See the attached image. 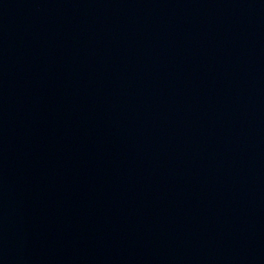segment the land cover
Here are the masks:
<instances>
[{"label": "water", "instance_id": "obj_1", "mask_svg": "<svg viewBox=\"0 0 264 264\" xmlns=\"http://www.w3.org/2000/svg\"><path fill=\"white\" fill-rule=\"evenodd\" d=\"M0 264H264V0H0Z\"/></svg>", "mask_w": 264, "mask_h": 264}]
</instances>
